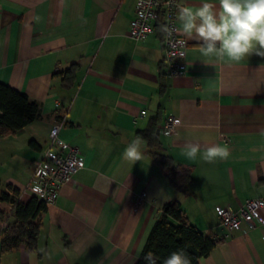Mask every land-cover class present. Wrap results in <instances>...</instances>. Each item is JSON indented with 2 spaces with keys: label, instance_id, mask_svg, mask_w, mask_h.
I'll return each instance as SVG.
<instances>
[{
  "label": "crops",
  "instance_id": "1",
  "mask_svg": "<svg viewBox=\"0 0 264 264\" xmlns=\"http://www.w3.org/2000/svg\"><path fill=\"white\" fill-rule=\"evenodd\" d=\"M134 15V0H0V82L40 108L33 122L0 139V193L12 185L21 194L57 122L64 124L60 137L85 161L40 217L37 251L23 244L3 253L0 238V264H136L174 200L205 235L219 239L200 264H264V225L228 233L218 215L219 206L237 210L264 196V58L216 62L186 38L185 72L172 78L155 25L147 40L131 39ZM72 65L75 82L65 87L59 73ZM170 115L180 123L173 137L162 131ZM154 119L167 152L192 169L186 190L169 185L145 141L141 161L123 158ZM187 142L227 145L231 155L216 163L189 159ZM143 192L147 198L138 203ZM0 208L15 220L12 203ZM261 214L264 220V208Z\"/></svg>",
  "mask_w": 264,
  "mask_h": 264
},
{
  "label": "trees",
  "instance_id": "2",
  "mask_svg": "<svg viewBox=\"0 0 264 264\" xmlns=\"http://www.w3.org/2000/svg\"><path fill=\"white\" fill-rule=\"evenodd\" d=\"M164 25L162 10L158 12L155 24V33L161 40L164 34L160 26ZM76 65L59 73L63 76L65 87H72L75 80ZM40 108L37 102L31 100L25 93L0 82V139L14 135L18 130L39 117ZM159 120L154 119L144 130L137 131V137L145 141L151 154L162 170L169 185L177 190H186L193 183L192 169L179 163L169 154L157 136ZM19 190L12 185L7 186V191L0 193V202H10L14 205L13 216L3 231L0 230L1 251L11 252L25 245L29 252L38 249V238L41 229L40 217L47 211L43 203L35 198L23 203L18 200ZM8 213L0 208V223ZM219 239L205 235L185 214L179 201L166 204L155 222V225L144 246L141 257L136 264H145L144 256L152 252L157 258V264L163 261L174 251L184 249L192 258V264H200L202 258L208 257L217 246Z\"/></svg>",
  "mask_w": 264,
  "mask_h": 264
},
{
  "label": "built area",
  "instance_id": "3",
  "mask_svg": "<svg viewBox=\"0 0 264 264\" xmlns=\"http://www.w3.org/2000/svg\"><path fill=\"white\" fill-rule=\"evenodd\" d=\"M135 15L130 22L129 35L136 42H142L154 33V25L158 18V12L162 10L164 25L172 29L179 27L176 19L177 4H184V0H134ZM186 40V44L181 47L178 40ZM165 49V66L167 74L172 78H177L185 72L184 62L187 58L188 42L182 34L173 31L171 38L163 39ZM183 52V58L180 53ZM142 115L146 111L141 112ZM180 123L177 117L170 115L166 118L162 131L169 137H173ZM64 124L55 123L49 132V143L42 150L40 158L34 162L32 174L22 189L18 200L23 197L35 198L39 203H43L47 208L56 204L60 191L73 178V176L85 167L84 156L81 150L60 137ZM147 198V193L137 195L138 203ZM264 208V196L247 199L241 208L235 210L227 206L218 207L220 226L226 232L241 231L245 225L254 227L256 221L260 226L264 225L261 211ZM12 214L0 223V230L3 231L10 223Z\"/></svg>",
  "mask_w": 264,
  "mask_h": 264
},
{
  "label": "clouds",
  "instance_id": "4",
  "mask_svg": "<svg viewBox=\"0 0 264 264\" xmlns=\"http://www.w3.org/2000/svg\"><path fill=\"white\" fill-rule=\"evenodd\" d=\"M176 7L179 27L160 26L166 39L172 37L173 31L189 40L195 39L199 42L201 56L216 62L240 64L253 55L264 58V0H218V3L202 0L197 7L183 4ZM176 43L183 47L186 40ZM183 55L181 52L180 57ZM183 154L189 159L199 157L206 163H216L227 161L231 151L227 145L202 148L198 142H187ZM123 158L133 165L144 158L139 136L128 144ZM144 260L145 264H157L152 252H148ZM163 264H192V258L184 249H179L172 252Z\"/></svg>",
  "mask_w": 264,
  "mask_h": 264
},
{
  "label": "water",
  "instance_id": "5",
  "mask_svg": "<svg viewBox=\"0 0 264 264\" xmlns=\"http://www.w3.org/2000/svg\"><path fill=\"white\" fill-rule=\"evenodd\" d=\"M157 136H160V129H157Z\"/></svg>",
  "mask_w": 264,
  "mask_h": 264
}]
</instances>
